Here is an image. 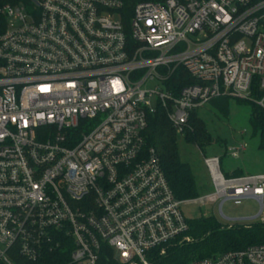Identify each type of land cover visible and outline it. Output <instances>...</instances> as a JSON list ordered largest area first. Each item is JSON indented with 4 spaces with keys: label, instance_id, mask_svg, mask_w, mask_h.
Here are the masks:
<instances>
[{
    "label": "built area",
    "instance_id": "obj_1",
    "mask_svg": "<svg viewBox=\"0 0 264 264\" xmlns=\"http://www.w3.org/2000/svg\"><path fill=\"white\" fill-rule=\"evenodd\" d=\"M1 13L0 263L157 264L191 241L184 205L255 199L264 214V171L226 177L221 156H203L213 192L178 199L143 135L157 107L181 136L214 98L264 111V0H30ZM178 68L195 83L169 86ZM187 264H264V242Z\"/></svg>",
    "mask_w": 264,
    "mask_h": 264
},
{
    "label": "trees",
    "instance_id": "obj_2",
    "mask_svg": "<svg viewBox=\"0 0 264 264\" xmlns=\"http://www.w3.org/2000/svg\"><path fill=\"white\" fill-rule=\"evenodd\" d=\"M30 0H0V32L5 28L6 19L1 13L5 4H29ZM195 83L183 69H176L170 79L169 86L176 90L183 85ZM229 97L211 99L208 104L226 115L230 102ZM250 104L249 125L253 136H258V146L264 153V111L252 100L236 99ZM190 126L185 131L183 139L188 144H195L202 148L210 145L211 137L204 122L193 111ZM146 145L153 147L158 155L166 180L178 199H192L199 197V190L190 165L180 159L177 137L178 133L170 123L166 111L160 107L147 117V125L143 132ZM226 177L244 175L242 169L223 170ZM264 170V163H263ZM187 234L191 241L168 249L167 254L157 261V264H187L193 260L208 257L214 253L228 250H240L247 246L264 242V222L250 221L223 226L212 216H199L188 219ZM65 261V259H64ZM67 261V259H66ZM15 264H32L19 255H13ZM4 264V263H0ZM99 264H117L109 255L101 256Z\"/></svg>",
    "mask_w": 264,
    "mask_h": 264
},
{
    "label": "rangeland",
    "instance_id": "obj_3",
    "mask_svg": "<svg viewBox=\"0 0 264 264\" xmlns=\"http://www.w3.org/2000/svg\"><path fill=\"white\" fill-rule=\"evenodd\" d=\"M156 82L148 84L153 89ZM250 104L231 98L228 113L222 114L217 109L206 104L197 110L198 117L204 122L207 131L214 139L210 145L198 147L188 144L183 136L178 135L177 146L180 159L190 165L197 183L199 197L213 192V187L207 169L203 163V156H221V167L230 171L241 168L245 174L263 172L264 153L258 146V136H253L249 125ZM244 146L236 157H232L228 148ZM182 210L188 219L199 216H212L223 226L234 223L261 221L264 222V214L253 220L244 218L254 217L259 212V203L255 199H244L240 204L231 200L224 201L219 208V202H206L205 204L191 203L184 205ZM242 220H234L240 219Z\"/></svg>",
    "mask_w": 264,
    "mask_h": 264
},
{
    "label": "water",
    "instance_id": "obj_4",
    "mask_svg": "<svg viewBox=\"0 0 264 264\" xmlns=\"http://www.w3.org/2000/svg\"><path fill=\"white\" fill-rule=\"evenodd\" d=\"M260 212V210H259ZM259 212L257 213V215H255L254 217H249V218H244V220H253V219H256L258 217V214ZM243 218H240V219H234V220H242Z\"/></svg>",
    "mask_w": 264,
    "mask_h": 264
},
{
    "label": "crops",
    "instance_id": "obj_5",
    "mask_svg": "<svg viewBox=\"0 0 264 264\" xmlns=\"http://www.w3.org/2000/svg\"><path fill=\"white\" fill-rule=\"evenodd\" d=\"M241 169V168H240ZM243 171V170H242ZM244 173V172H243Z\"/></svg>",
    "mask_w": 264,
    "mask_h": 264
}]
</instances>
